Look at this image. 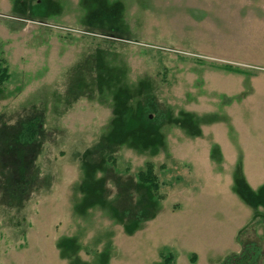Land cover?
Masks as SVG:
<instances>
[{"label": "rangeland", "instance_id": "1", "mask_svg": "<svg viewBox=\"0 0 264 264\" xmlns=\"http://www.w3.org/2000/svg\"><path fill=\"white\" fill-rule=\"evenodd\" d=\"M0 61V264L264 254V0H0Z\"/></svg>", "mask_w": 264, "mask_h": 264}, {"label": "trees", "instance_id": "2", "mask_svg": "<svg viewBox=\"0 0 264 264\" xmlns=\"http://www.w3.org/2000/svg\"><path fill=\"white\" fill-rule=\"evenodd\" d=\"M225 67L231 68L226 65ZM9 72L5 65L0 61V87H4L6 81L9 78ZM34 130L31 131V136L34 137ZM138 181L143 184L150 186L151 192L157 198H162L163 195L159 191L160 182L154 171L153 164L146 162L143 169L137 172ZM244 248L240 253L230 254L220 261V264H257V257L261 254L259 246L255 245L254 242L248 241L244 243ZM159 256L162 257L164 264H172L173 255L171 252H159ZM195 253L192 254L190 260L194 261Z\"/></svg>", "mask_w": 264, "mask_h": 264}, {"label": "crops", "instance_id": "3", "mask_svg": "<svg viewBox=\"0 0 264 264\" xmlns=\"http://www.w3.org/2000/svg\"><path fill=\"white\" fill-rule=\"evenodd\" d=\"M258 156V155H257ZM260 157V159L262 158L261 157V155L260 156H258V157H255V159H257V158H259ZM261 163H262V165H264V162H262V160H261ZM255 164V165H254ZM253 164V168H255L254 170H255V174H256V176H254V177H250L251 178V181L252 182H261L262 180H263V178H264V166H262V169H259V165H258V163H257V160H255V163ZM252 168V169H253ZM259 170H260V173H259ZM261 170H262V172H261ZM241 227V226H240ZM239 229V228H238ZM237 229V230H238ZM236 230V231H237ZM257 234H259V236H262L261 235V233L258 231V229H257ZM255 236H257L258 237V235H255ZM219 239V238H218ZM215 241L217 242L218 240L217 239H215ZM256 242V241H255ZM218 243H220L221 245H224V243L222 244L221 242H220V240H219V242ZM215 247V246H214ZM261 249V254H260V256L259 257H257V260H256V263L257 264H259L260 263V261L261 260H264V254H263V249L262 248H260ZM206 250H205V248H204V250H203V252H205ZM197 253H199V255H200V252H198L197 251ZM190 260V259H189ZM194 261H195V259H194ZM194 261H193V263H194ZM190 262H191V264H193L192 263V261L190 260Z\"/></svg>", "mask_w": 264, "mask_h": 264}]
</instances>
